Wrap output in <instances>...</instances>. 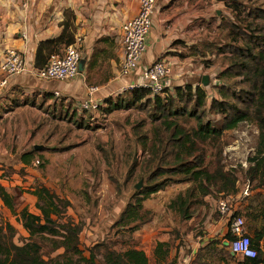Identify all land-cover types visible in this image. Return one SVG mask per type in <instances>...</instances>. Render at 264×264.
<instances>
[{
	"label": "rangeland",
	"instance_id": "obj_1",
	"mask_svg": "<svg viewBox=\"0 0 264 264\" xmlns=\"http://www.w3.org/2000/svg\"><path fill=\"white\" fill-rule=\"evenodd\" d=\"M192 1L198 2L196 12L200 13L194 18L193 27L199 30L200 38L212 41L215 46L224 44L228 35L236 38V45L245 46L241 35L230 33L227 21L236 22L246 32L251 31L250 26L264 24L262 19L253 18L251 21L252 18L247 15L250 9H264V0ZM250 21L253 23L248 24ZM60 46L53 54L61 53L63 45ZM237 59L241 58L232 53H218L216 48H213L210 55L197 56L193 60L195 72L188 84L198 85L206 90L207 104L212 97L218 98L217 86L220 84L224 83L231 89L238 90L237 83L243 77L237 76L227 83L218 78L220 72ZM105 73L106 69L103 67L94 74L93 81H98ZM203 75L209 77L206 86L201 83ZM10 89L7 87L2 91L3 93L7 90V101L0 103V184L12 197L14 208L9 210L0 200V223L8 222L15 228L16 244H22L29 238L21 225L20 211L27 208L30 212H38L35 208L36 198L31 194V190L38 185H46L60 197L70 201L66 216L81 226L80 248L85 256L93 251L97 264H105L102 254L106 249L121 252L130 247L143 250L148 264H156L152 253L156 241L168 237L167 240L172 246L174 239L189 231V226L193 223L189 224V219L181 218L176 210L169 207L171 199L177 193L184 192L193 184L191 181H176L179 176H161H168L170 181L167 179L162 190L143 201L144 208L149 211L147 216L150 220L142 224L139 230L132 232L115 223L126 202L147 184L156 166V160L151 161V151L158 145L162 147L167 136L163 129L159 133L156 131L160 120H153L148 112L137 106L108 111L107 105L103 104L95 114L83 115L77 109L76 100L69 99L65 103L63 99H59L62 98L60 96L57 102L54 97L52 101L47 98L30 102L24 99L25 95L10 96ZM129 89L131 88L127 85L118 88L109 97L124 96ZM173 93L171 89L162 96ZM220 119V115L207 113L206 120L216 123ZM180 124L190 128L195 125L191 120H181ZM157 135L163 143L158 141ZM257 135L256 123L243 121L234 129L225 130L220 137L198 142L204 153L205 170L212 171L218 159L225 168L239 169L238 201L244 205L247 200L242 199L247 194H239L248 186V182L242 169L247 167L245 160L254 150ZM142 142L145 143L144 146ZM34 145H41V149H34ZM30 150H35L34 158L25 166L19 156ZM37 159L39 163L36 162ZM139 181H142V185L137 189L135 185ZM254 192L250 191V194L253 195ZM193 195L192 202L200 199L196 189ZM196 203L190 206L196 212L194 222H198L203 228L208 224L210 238L225 241L224 236L228 231L225 226H217L214 222L219 214L214 206H209L207 202V211L205 209L202 216V211H199L203 208L202 203ZM235 203L234 198L232 204ZM206 214L208 218H205ZM211 224L213 227L210 229ZM36 240L42 245V256L45 259L62 252V249L51 251L45 240ZM237 258L241 257L232 254L227 264L236 263ZM213 264L222 262L218 257Z\"/></svg>",
	"mask_w": 264,
	"mask_h": 264
},
{
	"label": "trees",
	"instance_id": "obj_2",
	"mask_svg": "<svg viewBox=\"0 0 264 264\" xmlns=\"http://www.w3.org/2000/svg\"><path fill=\"white\" fill-rule=\"evenodd\" d=\"M247 15L252 18L251 21L260 18L264 22L263 8L250 9ZM251 21L248 24H252ZM226 24L230 33L239 34L244 38L245 46L236 45V38L228 35L224 44L215 46L212 41L205 40L193 47L200 56L212 54L213 48H216L218 53H232L240 57L241 59L232 61L218 76L226 83L237 76L243 77L237 83L238 90H233L224 83L220 84L217 86L218 98L212 97L209 104L206 90L190 84L173 87L174 93L166 97L162 94L151 96L149 88L133 87L124 96L101 100L102 105H107L108 111L137 106L148 112L153 120H160L159 126L156 127L157 133L161 129L167 133L162 147L158 145L151 151V161L156 160V166L147 184L126 202L115 223L132 232L139 230L142 224L150 220L147 216L149 211L144 208L143 201L162 190L167 184L166 180L170 181L168 176H179L176 181H191L193 184L184 192L177 193L171 199L169 207L176 210L181 218L188 220L194 212L190 206L196 201V204L203 205L207 204L205 196L216 199L219 194L224 197L232 195L236 201L235 205L232 204L235 208L234 215L245 217L251 244L256 249L254 258H243L236 261V264H260L264 263V24L250 26V32L243 30L234 21H227ZM69 27L72 28L68 20H65L63 32L59 37L38 44L35 67H42L49 56L59 50L60 45L64 48L74 42ZM94 61L95 56L91 55L87 68H90ZM53 97V94L48 96L51 99ZM24 99L34 102L35 94ZM208 112L220 115L221 119L216 123L206 120ZM181 120L194 121L195 125L191 128L185 127L180 124ZM243 121H254L258 129L254 150L246 158L247 167L242 169L249 190L242 199L247 200L245 205L238 201L239 197L236 198L239 169L225 168L218 159L212 171L205 170L204 153L198 146V142L220 137L225 130L234 129ZM158 141L163 143L159 138ZM34 151L20 154L19 159L25 166L33 160ZM40 165L43 166L42 163ZM162 175L168 176L161 178ZM195 189L200 194V199L192 202ZM250 191L255 192L251 195ZM31 194L36 198L35 208L38 212H30L27 208L20 211L21 225L29 236L26 242L16 244L15 228L8 222L0 223V264H97L93 251L85 256L80 248L81 226L66 216L70 201L60 197L46 185L34 187ZM0 200L9 210H13L12 197L1 184ZM36 238L47 241L51 251L62 249V252L45 259L42 256V245ZM231 238L228 232L224 236L225 241L218 238L209 239L197 249L190 264H213L218 257L227 263L225 257H232L227 244ZM170 247L168 240L156 241L152 251L156 264L167 260ZM102 260L105 264H148L145 252L135 247L121 252L106 249Z\"/></svg>",
	"mask_w": 264,
	"mask_h": 264
},
{
	"label": "crops",
	"instance_id": "obj_3",
	"mask_svg": "<svg viewBox=\"0 0 264 264\" xmlns=\"http://www.w3.org/2000/svg\"><path fill=\"white\" fill-rule=\"evenodd\" d=\"M197 3L192 0H157L153 13L143 62L150 64L156 59H165L171 66L173 87L183 86L191 80L195 72L193 60L199 56L193 46L204 41L199 30L193 27L194 18L200 14L196 12ZM137 9V0H0V62L6 50L15 49L25 55L29 65H34L38 44L59 37L65 20L72 26L69 28L73 38H81L82 57L86 59L83 71L69 82L41 80L31 72L17 75L8 86L10 96L35 94V99L39 100L58 91L62 97L59 99L65 103L69 99L78 102L85 96L88 85H96V96L103 100L128 85L131 78L120 76L117 70L121 57L118 34L121 24L134 16ZM91 55L95 56V61L87 68ZM103 67L106 73L98 81H93L94 74ZM6 91L0 94L1 104L7 101ZM204 199L209 206H214L213 199L208 196ZM202 206L199 211L204 216L203 211H207L208 205L204 203ZM195 218L196 212H193L188 220L193 225L184 236L173 240L167 260L162 263L180 264L185 260L190 264L197 249L211 239L208 224L203 228L194 222ZM205 218H208L207 214ZM214 222L227 230L224 216L218 214ZM212 227L211 224L210 229ZM225 258L228 262L229 259ZM221 262L227 264L224 260Z\"/></svg>",
	"mask_w": 264,
	"mask_h": 264
},
{
	"label": "built area",
	"instance_id": "obj_4",
	"mask_svg": "<svg viewBox=\"0 0 264 264\" xmlns=\"http://www.w3.org/2000/svg\"><path fill=\"white\" fill-rule=\"evenodd\" d=\"M138 9L134 16L125 20L119 30L118 44L121 48V57L118 63V74L131 78L128 87L149 88L151 96L164 94L173 89L171 66L165 59L154 60L143 65V57L147 49V37L152 26V17L157 0H137ZM82 57L81 38L65 46L61 53L51 54L42 67L29 65L24 54L15 49L5 51L0 62V94L10 84L12 78L21 73L31 72L41 80L70 81L80 75L79 61ZM98 87L88 85L83 98L78 100L77 109L83 115L95 114L101 104L96 96ZM54 98L59 97L58 91H53ZM38 163V160H36ZM245 160V165H246ZM248 194V186L240 192ZM238 196V195H237ZM212 199V198H211ZM232 195L227 197L219 194L213 199L214 209L227 221V231L232 238L227 242L229 251L241 258H254L256 249L252 246L245 220L240 215H234ZM179 264V263H174ZM180 264H187L183 260Z\"/></svg>",
	"mask_w": 264,
	"mask_h": 264
},
{
	"label": "water",
	"instance_id": "obj_5",
	"mask_svg": "<svg viewBox=\"0 0 264 264\" xmlns=\"http://www.w3.org/2000/svg\"><path fill=\"white\" fill-rule=\"evenodd\" d=\"M85 61H86L85 58H81L80 61H79L78 68H79V72H80V73H81V72L83 71V69H84ZM201 83H202L203 85H205V86L208 85V83H209V77H208L207 75H203V76H202V79H201ZM34 149H36V150L41 149V145H34ZM141 185H142V181H139V182L135 185V187H136L137 189H139V188L141 187Z\"/></svg>",
	"mask_w": 264,
	"mask_h": 264
}]
</instances>
